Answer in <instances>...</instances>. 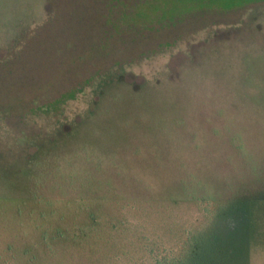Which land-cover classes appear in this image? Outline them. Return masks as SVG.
I'll use <instances>...</instances> for the list:
<instances>
[{
	"label": "rangeland",
	"instance_id": "rangeland-1",
	"mask_svg": "<svg viewBox=\"0 0 264 264\" xmlns=\"http://www.w3.org/2000/svg\"><path fill=\"white\" fill-rule=\"evenodd\" d=\"M263 195L264 0H0V201L144 227L46 263L134 264ZM238 223L197 262L264 264V208Z\"/></svg>",
	"mask_w": 264,
	"mask_h": 264
},
{
	"label": "trees",
	"instance_id": "trees-1",
	"mask_svg": "<svg viewBox=\"0 0 264 264\" xmlns=\"http://www.w3.org/2000/svg\"><path fill=\"white\" fill-rule=\"evenodd\" d=\"M263 201L264 195L224 201L205 200L196 225L186 228L175 245H149L141 238L140 258L135 260L132 256L127 257H130L131 263L134 264H202L200 258L198 262L196 260L197 252L212 246L220 249L215 245H220V235L240 225L238 219L247 211L254 214L259 208H264ZM75 203L78 204L75 209L79 213L70 218L66 214V209L69 208L67 204L65 209L60 210L49 203L43 210H39V203L36 201H0V217L8 219L6 225L9 231H0V241L3 238L0 264H50L46 263L50 255L62 256L61 253L65 255L70 249L82 248L85 245L97 254L94 250L97 245L94 246L95 243L101 241L106 249L112 248L108 239V243L106 242V230L116 232L118 236L127 235L128 230H144L141 225L131 227L126 220L119 221L113 215L102 217L99 214L102 209H97L88 202H73L70 208L76 207ZM60 211H64L61 216L53 215Z\"/></svg>",
	"mask_w": 264,
	"mask_h": 264
}]
</instances>
